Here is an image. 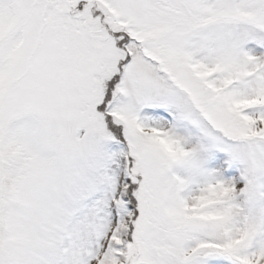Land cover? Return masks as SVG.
Wrapping results in <instances>:
<instances>
[{
    "label": "snow or ice",
    "instance_id": "6c2138e0",
    "mask_svg": "<svg viewBox=\"0 0 264 264\" xmlns=\"http://www.w3.org/2000/svg\"><path fill=\"white\" fill-rule=\"evenodd\" d=\"M0 264H264V0H0Z\"/></svg>",
    "mask_w": 264,
    "mask_h": 264
}]
</instances>
